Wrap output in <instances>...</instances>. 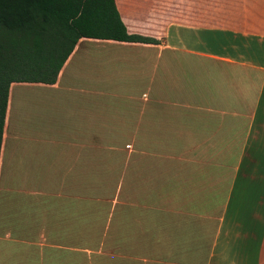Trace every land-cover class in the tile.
Returning a JSON list of instances; mask_svg holds the SVG:
<instances>
[{
  "label": "crops",
  "instance_id": "0c3cea01",
  "mask_svg": "<svg viewBox=\"0 0 264 264\" xmlns=\"http://www.w3.org/2000/svg\"><path fill=\"white\" fill-rule=\"evenodd\" d=\"M183 1L11 85L0 264H264V0Z\"/></svg>",
  "mask_w": 264,
  "mask_h": 264
},
{
  "label": "trees",
  "instance_id": "16d2710c",
  "mask_svg": "<svg viewBox=\"0 0 264 264\" xmlns=\"http://www.w3.org/2000/svg\"><path fill=\"white\" fill-rule=\"evenodd\" d=\"M82 38L135 43L116 0H0V155L13 83L55 84Z\"/></svg>",
  "mask_w": 264,
  "mask_h": 264
},
{
  "label": "rangeland",
  "instance_id": "374dc122",
  "mask_svg": "<svg viewBox=\"0 0 264 264\" xmlns=\"http://www.w3.org/2000/svg\"><path fill=\"white\" fill-rule=\"evenodd\" d=\"M195 5H196V0H186L183 2H174V3H168L166 8L173 7V9H178V10H188V11H195ZM167 21L171 22H183V23H197V18L196 17H184V18H167Z\"/></svg>",
  "mask_w": 264,
  "mask_h": 264
},
{
  "label": "bare ground",
  "instance_id": "6f19581e",
  "mask_svg": "<svg viewBox=\"0 0 264 264\" xmlns=\"http://www.w3.org/2000/svg\"><path fill=\"white\" fill-rule=\"evenodd\" d=\"M257 182V181H256ZM260 186V185H259ZM258 187V186H257Z\"/></svg>",
  "mask_w": 264,
  "mask_h": 264
}]
</instances>
